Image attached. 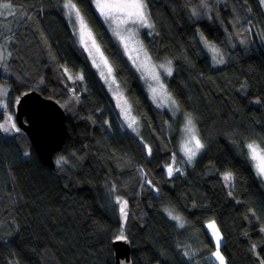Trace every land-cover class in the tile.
Here are the masks:
<instances>
[{
  "label": "trees",
  "instance_id": "trees-1",
  "mask_svg": "<svg viewBox=\"0 0 264 264\" xmlns=\"http://www.w3.org/2000/svg\"><path fill=\"white\" fill-rule=\"evenodd\" d=\"M6 1L21 11L6 33L8 75L0 73L10 84L8 107L15 120V96L35 89L63 107L68 136L51 169L22 130L11 138L0 130V264H115L112 242L121 230L131 264H212L204 226L212 218L226 264H262L264 183L247 150L250 143L264 149V45L248 26L249 11L258 19L255 0H144L153 30L141 35L143 44L155 61L173 65L168 90L192 113L202 140L191 164L168 135L170 113L152 104L92 0L73 2L113 67L139 135L121 127L62 15L63 0ZM199 34L215 43L221 66L201 53ZM64 69L84 76L69 81ZM224 171L232 174V196ZM113 188L127 202L126 218L110 202Z\"/></svg>",
  "mask_w": 264,
  "mask_h": 264
},
{
  "label": "rangeland",
  "instance_id": "rangeland-1",
  "mask_svg": "<svg viewBox=\"0 0 264 264\" xmlns=\"http://www.w3.org/2000/svg\"><path fill=\"white\" fill-rule=\"evenodd\" d=\"M242 1L246 4H249L248 0H242ZM65 2L66 0H63L60 4V7H62L63 9L62 15L64 16V19L66 20L70 30L73 33L76 44L87 55L92 67L95 69L106 91L108 92L112 100L113 106L115 107L117 114L120 117L121 127H124V129H127V131L132 132L133 134L135 133L134 135H139V133H141L140 122L136 117V115H134L131 105L125 95V92L115 77L114 70L109 59L104 53L101 45L96 40L93 31L91 30L90 26H88L82 13L81 15L84 19L87 28L84 36V43H81V37L78 30L79 25L73 23V21H75V16H69L68 10L64 8ZM99 2L104 3L105 0H99ZM143 2L145 3L144 0ZM255 2L259 9V15L257 17L258 19L255 20V17H253L251 12L249 11L248 26L249 29L251 30L252 38L256 39L260 44L264 45V2H262V0H255ZM92 3L96 12L98 13L100 18L104 22L105 26L107 27L108 31L110 32L113 40L116 42V44L124 53V55L127 57L131 67L135 71L141 85L143 86V89L145 90V93L151 100L152 104L158 107L159 109H166L170 113L171 115L170 118L175 124V128L172 125H170V123H167L168 135L169 137L173 136V138L176 140V151L179 153L183 162L186 164H191L194 161V159L200 154L202 148L197 152L196 156L191 161L188 160L184 150V145L189 139V133L186 131L187 119L189 117H191L193 120L196 135L201 141V143L202 140L200 138L197 129L196 120L195 118H193L192 113L180 107L177 100L175 99V96L172 94V92L168 90L167 82L169 77L174 72L173 65L171 64L170 61H155L147 52L143 44L141 35L147 31L151 32L153 30V23L149 17L147 8H146V13L148 16V24H150L151 27L143 26L139 22H132V20H129L127 23H120V19L125 18L122 16V14H116L115 18L105 17L104 15L101 14V10L96 6L97 0H92ZM4 4H8L10 6L5 8L3 7ZM20 16H21V11L17 7H15L12 3L6 0L0 1V73L3 75L5 74L8 75L7 71H4V68L7 65L8 61L10 60V51H9L10 40L6 33L10 32L13 23L17 21L20 18ZM255 21L257 23H255ZM88 32L91 33V39H89L87 35ZM3 35H6V37H2ZM93 41L95 42L96 47H93ZM198 41L203 49V53L206 56L208 55V59L211 62V64L215 67L221 66L224 61L222 63L218 62L221 59V56L219 55L220 52L217 46L215 45V43L212 41H207L202 34H199ZM96 48L99 49L98 52L96 51ZM243 52H246V50H243ZM101 55L103 56L104 60H107L108 66L111 67L112 69L111 75H108L107 67L104 66L101 60ZM93 59H95L96 63H93ZM98 64L100 65L99 67H97ZM169 67L171 68V75H169L167 71ZM64 71L68 79H70L69 81L72 82L74 81L79 82L82 79H78V77L84 76V72L80 70L77 73H71L70 71H67V69H64ZM101 72L104 73V76L101 75ZM185 86L187 87L185 89L187 90L190 89L187 81H185ZM9 90H10V84L0 79V110L3 113V119L0 122V126L2 127H0V130L2 135L5 136L6 138H11L14 135V133L17 132L12 127V124L15 123V120L13 117V112L8 107L7 104V96L9 94ZM15 98H18V96H15ZM191 99L193 100V96H191ZM15 102L16 99L14 100V103ZM9 117H11V119H9ZM17 127L18 126L16 125V128ZM5 129H7V131H5ZM259 148L262 149L261 147ZM247 150H248V155L251 158L249 149L247 148ZM251 161L254 170L261 177L264 183V175H260L259 172L257 171L256 161H253L252 159ZM226 173H231V172L224 171L221 173L222 184L225 187L226 191L229 192V194L231 195L233 188V178L231 179V181H225L224 175ZM111 191L113 196L110 198V202L112 205L116 207L115 210L120 212L121 204L117 203V201L119 200L123 202V199L117 194L114 188ZM165 215L167 216V218L171 220V222L179 225L178 227H183L185 225L182 219L180 220L172 219V216H178V215L172 213V216H170L169 211L165 212ZM122 221H124V218H122ZM212 221L215 222V226L219 230V235L221 238L219 252L224 258V264H226V258L224 257V254L221 250L223 236L216 220L213 218L207 220L204 224L215 247L211 253L212 258L214 260L212 264H220L219 260H217V258L213 255V253L217 251V248L215 242L216 238L212 234L213 230L208 227V224ZM151 264H158V263L153 262Z\"/></svg>",
  "mask_w": 264,
  "mask_h": 264
},
{
  "label": "water",
  "instance_id": "water-1",
  "mask_svg": "<svg viewBox=\"0 0 264 264\" xmlns=\"http://www.w3.org/2000/svg\"><path fill=\"white\" fill-rule=\"evenodd\" d=\"M14 116L39 160L54 169L53 154L63 148L68 136L67 115L63 107L56 100L31 89L18 97ZM112 248L115 264H131L127 241L114 240Z\"/></svg>",
  "mask_w": 264,
  "mask_h": 264
},
{
  "label": "snow or ice",
  "instance_id": "snow-or-ice-1",
  "mask_svg": "<svg viewBox=\"0 0 264 264\" xmlns=\"http://www.w3.org/2000/svg\"><path fill=\"white\" fill-rule=\"evenodd\" d=\"M262 2H264V0H262ZM9 6L10 5L8 4L3 5V7L5 8ZM96 6L101 10V14L104 15L105 17L115 18L116 14H122V16L125 18L120 19V23H127L129 20H132V22H139L143 26L151 27V25L148 24V16L146 13L147 6L143 2V0H105L104 3H100L99 0H97ZM64 8L68 10L69 16H75V21H73V23L79 25L78 30H79L80 37H81V43H84V36H85L87 26L84 22V19L81 15L80 10L77 8V5L73 2V0H66L64 4ZM87 35L89 39H91V33L88 32ZM93 47H96L94 41H93ZM96 51L98 52L99 49L96 48ZM101 60L104 66L107 67L108 75H111L112 69L110 66H108L107 60L103 59L102 55H101ZM218 62L222 63L223 62L222 58ZM93 63H96L95 59H93ZM99 66L100 65L98 64L97 67ZM167 71H168V74L171 75L170 67L168 68ZM101 75L104 76V73L101 72ZM78 79H82V77H78ZM9 119H11V117H9ZM12 127L16 131H19V128H16L15 123L12 124ZM5 131H7V129H5ZM186 131L189 133V139L184 145V150H185L188 160L191 161L196 156L197 152L201 148H203V144L201 143V141L196 135L195 126H194V123L191 117L187 119ZM247 148L249 149L251 159L253 161H256L257 171L259 172L260 175H264V150L260 149L259 146L256 145L255 143L248 144ZM173 171L174 169L171 166H169L168 167L169 176L173 174ZM175 171H179V169H175ZM231 179H232L231 173H226L224 175L225 181H231ZM117 203L121 204L120 212L126 218L127 217V212H126L127 202L126 201L121 202L118 200ZM169 215L172 216V213L169 212ZM172 219L180 220L181 217L172 216ZM208 227L213 230L212 234L216 238L215 242H216L217 251L214 252L213 255L217 258V260H219L220 264H224V258L219 252L220 239H221L219 235V230L216 228L214 221L210 222L208 224ZM126 240H127V237L124 235L123 230H121V232L115 236V242L126 241ZM262 264H264V262H262Z\"/></svg>",
  "mask_w": 264,
  "mask_h": 264
},
{
  "label": "bare ground",
  "instance_id": "bare-ground-1",
  "mask_svg": "<svg viewBox=\"0 0 264 264\" xmlns=\"http://www.w3.org/2000/svg\"><path fill=\"white\" fill-rule=\"evenodd\" d=\"M61 10H62V12H63V9H62V7H61ZM201 53H203V49H202V47H201ZM204 54V53H203ZM207 58H208V55H207ZM209 60V59H208ZM210 64H211V62H210ZM212 65V64H211ZM213 66V65H212ZM213 67H215V66H213Z\"/></svg>",
  "mask_w": 264,
  "mask_h": 264
},
{
  "label": "crops",
  "instance_id": "crops-1",
  "mask_svg": "<svg viewBox=\"0 0 264 264\" xmlns=\"http://www.w3.org/2000/svg\"><path fill=\"white\" fill-rule=\"evenodd\" d=\"M216 251V250H215Z\"/></svg>",
  "mask_w": 264,
  "mask_h": 264
}]
</instances>
